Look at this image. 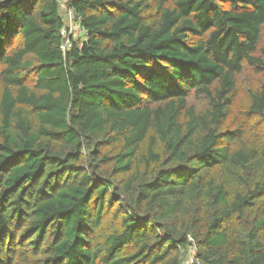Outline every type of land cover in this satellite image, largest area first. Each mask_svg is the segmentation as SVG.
Instances as JSON below:
<instances>
[{
  "label": "trees",
  "instance_id": "obj_1",
  "mask_svg": "<svg viewBox=\"0 0 264 264\" xmlns=\"http://www.w3.org/2000/svg\"><path fill=\"white\" fill-rule=\"evenodd\" d=\"M69 5L0 0V264H264V0Z\"/></svg>",
  "mask_w": 264,
  "mask_h": 264
},
{
  "label": "built area",
  "instance_id": "obj_2",
  "mask_svg": "<svg viewBox=\"0 0 264 264\" xmlns=\"http://www.w3.org/2000/svg\"><path fill=\"white\" fill-rule=\"evenodd\" d=\"M57 3L61 6L63 12L62 26L60 30L61 43L60 50L65 53L66 51L72 48L73 42L78 38V36H83L85 31L80 27L75 12L70 7V3L73 0H56ZM189 246L187 248L186 256L184 258L183 264H195V253L191 252L195 249L192 239L189 237Z\"/></svg>",
  "mask_w": 264,
  "mask_h": 264
},
{
  "label": "rangeland",
  "instance_id": "obj_3",
  "mask_svg": "<svg viewBox=\"0 0 264 264\" xmlns=\"http://www.w3.org/2000/svg\"><path fill=\"white\" fill-rule=\"evenodd\" d=\"M62 12V9H61ZM63 15V12H62ZM82 39V35L78 36V38L75 40L76 43H80ZM262 40L264 42V33L262 35ZM248 76V77H247ZM259 78L256 75L253 74H247L246 78L239 80V87L237 89V96L234 99L233 108L238 109L243 104L247 103V93L243 88L251 87V89H254L256 86H258ZM195 253V249L191 252V254Z\"/></svg>",
  "mask_w": 264,
  "mask_h": 264
},
{
  "label": "crops",
  "instance_id": "obj_4",
  "mask_svg": "<svg viewBox=\"0 0 264 264\" xmlns=\"http://www.w3.org/2000/svg\"><path fill=\"white\" fill-rule=\"evenodd\" d=\"M83 39H81V41H82Z\"/></svg>",
  "mask_w": 264,
  "mask_h": 264
}]
</instances>
